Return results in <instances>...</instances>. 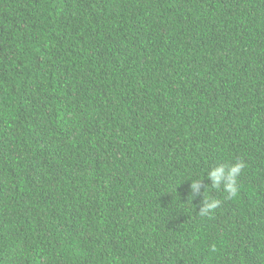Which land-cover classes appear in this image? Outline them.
I'll list each match as a JSON object with an SVG mask.
<instances>
[{
  "label": "trees",
  "instance_id": "16d2710c",
  "mask_svg": "<svg viewBox=\"0 0 264 264\" xmlns=\"http://www.w3.org/2000/svg\"><path fill=\"white\" fill-rule=\"evenodd\" d=\"M0 264H264V0H0Z\"/></svg>",
  "mask_w": 264,
  "mask_h": 264
},
{
  "label": "clouds",
  "instance_id": "9594fccd",
  "mask_svg": "<svg viewBox=\"0 0 264 264\" xmlns=\"http://www.w3.org/2000/svg\"><path fill=\"white\" fill-rule=\"evenodd\" d=\"M245 163L237 159L233 163L218 164L207 173V180L210 181V186L214 189H222L229 197H235L238 194L237 179L241 174V171L245 168ZM203 186V180L195 179L191 181L190 189L192 196L200 193V189ZM220 205V201L212 198H205L203 195L202 206L200 207L201 215H208L217 209ZM215 251V246H213Z\"/></svg>",
  "mask_w": 264,
  "mask_h": 264
}]
</instances>
